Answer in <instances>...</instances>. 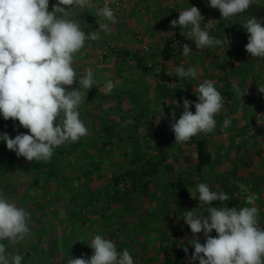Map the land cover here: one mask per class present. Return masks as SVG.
<instances>
[{
  "label": "crops",
  "instance_id": "1",
  "mask_svg": "<svg viewBox=\"0 0 264 264\" xmlns=\"http://www.w3.org/2000/svg\"><path fill=\"white\" fill-rule=\"evenodd\" d=\"M122 1L123 6L114 24L99 16L102 0H92L95 7L76 9L72 17L87 24H82L86 33L100 32L99 40L85 42L84 48L76 54L74 63L77 79L90 69L98 81L88 91L85 101L88 135L80 139L85 144L76 148V154L70 153L71 157L62 159L56 156L49 163L36 161L34 164L43 167L27 171L37 172L44 178L63 177L60 193L70 192V204L62 208L69 213L70 224L65 222L66 225L62 226L60 223L64 222V216L57 218L61 228L59 237L56 236L58 247L54 259L57 264H67L71 257L89 259L94 251L89 247L93 237L101 235L105 238L114 232L119 236L117 246L120 252L127 249L131 254L134 249H138L133 258L134 264H163L164 254L159 248L162 232L171 235L170 242L176 239L185 241L189 245L188 251L193 253L194 245L190 241L198 237L203 244L206 237L203 232L193 234L190 229L184 230L183 226L189 227L186 223L180 225L183 229L181 234L176 232L179 226L176 225L178 219L173 210L179 213V207L171 204L175 192L172 183L179 176L187 180L188 197L183 202L184 207L207 214L208 206L200 207L198 197L193 199L188 189L195 193L196 186L203 182L217 191L219 183L215 175L238 169L237 180L231 183L232 188L237 189L238 201L227 207L247 206L246 197L255 193L259 197L255 202L259 210L258 220L264 221V108L258 110L264 93L257 91L256 86L250 83L253 80L252 69L247 70L244 76L236 74L227 78L225 72L216 68L218 63L225 60L234 62L237 68L242 61L248 63L244 55L247 53L245 46L249 34L241 24L250 16L243 13L223 19L218 9L209 6V0ZM258 1L264 4V0ZM55 3L57 0H49V11ZM191 6L200 9L204 17L201 27L211 36L222 40V47L196 49L195 43L185 36L190 28L171 27L170 21L178 19L179 11ZM209 20L213 21L206 24ZM105 22L110 24V34L99 30L98 23ZM185 43L192 50L187 56L182 55V45ZM145 46L149 49L146 50ZM103 47L106 50L101 62L95 61L96 50ZM215 54L220 58L215 59ZM179 66L185 69L196 67L199 75L195 79L169 75ZM246 67L249 65L246 64ZM206 79L214 82L225 97V104L217 115H220L218 121H222L221 126L216 123L212 135L214 160L202 171H197L198 157L194 141L175 143L171 129L172 112L175 111L178 120L184 111L185 98L198 102L194 90ZM109 80L116 86L106 95L104 84ZM229 81L233 84V94L225 93V85ZM234 85L241 86L242 90L247 89L243 97L236 95ZM190 110L195 113L194 103ZM226 117L231 123L224 128ZM20 130L24 134L28 133L25 128L21 127ZM110 130L113 132L107 136ZM223 130L227 132L221 133ZM232 136L237 138V142L231 141ZM65 145L68 144L59 146L61 151ZM79 148H87L89 152L85 156L79 155ZM138 149L142 153L137 155ZM92 162L101 164V170L95 169ZM148 163L156 164L155 172L135 179V186L125 189L123 198L120 194L123 190L116 193L111 180L105 185L97 183L103 182L105 171L111 172L113 179L125 175L130 169H141ZM50 164L55 165L53 170ZM148 178L151 180L147 185L142 183ZM124 184L122 181L119 185L123 187ZM195 194L198 196V193ZM165 196H168L166 202L171 206L169 209H164ZM69 227L71 232H68ZM66 235L68 237L65 238ZM210 235L216 237L217 233L212 232ZM52 240L50 238V242ZM71 240L72 246H66Z\"/></svg>",
  "mask_w": 264,
  "mask_h": 264
},
{
  "label": "clouds",
  "instance_id": "2",
  "mask_svg": "<svg viewBox=\"0 0 264 264\" xmlns=\"http://www.w3.org/2000/svg\"><path fill=\"white\" fill-rule=\"evenodd\" d=\"M257 0H209V6L218 9L223 19L245 13ZM95 7L92 0H57L49 11V0H0V115L4 120L18 121L28 130L11 138L0 134L8 150L27 161L48 162L54 149L77 142L88 135V128L80 119L79 108L87 100L88 91L98 83L92 70L77 79L74 68L76 54L86 41L100 39L99 31L85 32L80 19L72 18L76 9ZM104 20L114 24V10L105 6L98 10ZM204 17L196 6L179 11L178 19L170 21L171 27L190 28L187 35L196 49L222 47L223 41L201 27ZM209 20L206 24H211ZM99 30L110 34V24L98 23ZM248 43L245 48L252 58H264V21L254 15L243 22ZM182 55L192 52L189 44L182 45ZM180 79H195L196 67L179 66L172 73ZM78 85V87H72ZM115 84H104L105 94H110ZM237 96L246 90L233 86ZM264 93V87H258ZM198 102L183 100V113L177 120L172 112L171 129L175 143L188 142L201 133L208 134L216 128L215 117L224 109L225 97L214 82L204 80L194 90ZM194 103L195 113L190 110ZM231 121L227 117L223 127ZM191 197L207 205V214L193 210L184 212L183 220L193 234L203 232L206 242L198 237L190 241L194 245L189 264H264V228L259 227V210L255 193L246 197L243 207H227L230 197L223 191H213L207 183H199ZM220 202L222 206H212ZM29 212L10 202L0 193V264H22L23 256L7 251L8 245H18L29 234ZM213 230L216 237L210 235ZM7 241V245L4 243ZM93 255L69 258L67 264H134L127 249L122 252L110 239L95 235L89 244ZM187 254L188 249L184 248Z\"/></svg>",
  "mask_w": 264,
  "mask_h": 264
},
{
  "label": "rangeland",
  "instance_id": "3",
  "mask_svg": "<svg viewBox=\"0 0 264 264\" xmlns=\"http://www.w3.org/2000/svg\"><path fill=\"white\" fill-rule=\"evenodd\" d=\"M105 50V47L96 50L95 61L101 62L100 56H102ZM245 59L249 60V64H253L252 68L250 67L249 69H252L253 71V73L252 71L250 72L252 73L253 78L252 82L250 83L256 86L257 91H259L258 87H264V58H252L249 53H246ZM250 83L247 84L251 86ZM85 106L86 104L84 103L79 108L80 119L84 122V124L87 120L85 115ZM219 116L215 117L216 121H218ZM21 127L22 126L19 125L18 121H11L6 125L3 124L0 115V134L7 133L10 137H14L20 133H23L22 130H20ZM223 132L227 131H221V133ZM72 143L74 142H67L68 145H65L66 147L63 148L62 151L59 147L55 148L50 161H54L56 156H59L63 159L64 157H71L73 154H76V149L70 150L73 146L69 148ZM88 152L89 150L85 148V150L79 149L77 153L79 155L83 154L85 156ZM0 159H5L13 163H26L28 165L34 164L36 162L27 161L22 156L18 157L14 151L7 149L6 142L3 140H0ZM105 175L106 177L102 179L103 182H97L98 184L103 183L105 185L108 184L110 180L112 182L111 172L106 173L105 171ZM62 179L63 177L55 179L54 176H47L44 178V176L39 175L37 172L27 171L15 172L7 175L0 174V193L4 194V196L10 202L15 203L18 207L25 208L30 215L29 234L18 245L7 246V251L23 256L22 264H57L54 256L55 250L58 247L56 240L57 237H59L58 235H60L59 231L61 229L58 225L57 218L59 219L64 216V218H62L64 222L60 223L62 226L66 225V223L70 224L69 220L71 219L69 213L62 209L64 205L66 206L70 204V192L66 193L64 191L63 193H60L62 191ZM126 188H131V184H129V186ZM68 208L69 206L67 209ZM64 230H67V228L64 227ZM68 230V232H71V228ZM66 237L68 236L66 235L65 238ZM50 238L55 242H50ZM105 239H110L113 241L117 247V250L120 252L117 246L119 239L117 232L106 235ZM4 243L7 245V241ZM70 244L72 246V240L68 242L66 246L69 245V247H71ZM62 245L64 246L65 244L63 243ZM44 250H46V254L45 256H42L40 251ZM67 250L69 249L67 248ZM137 250L138 249H134V252L131 253L133 258L137 254ZM60 260L63 262L62 259H59V261Z\"/></svg>",
  "mask_w": 264,
  "mask_h": 264
},
{
  "label": "trees",
  "instance_id": "4",
  "mask_svg": "<svg viewBox=\"0 0 264 264\" xmlns=\"http://www.w3.org/2000/svg\"><path fill=\"white\" fill-rule=\"evenodd\" d=\"M246 16H255L258 19H260L261 21H264V4L260 1L257 0V3L253 4L245 13ZM230 37V36H229ZM242 53V52H240ZM243 54V53H242ZM242 54H240V60L242 59ZM216 55V54H215ZM245 56V55H244ZM215 59H219V56H214ZM226 62L223 63H216L217 65V69L218 70H222L223 72H225V75L227 76V78L229 77H234L237 75H241L244 76V74L247 73V70L250 71V67L252 68L253 64L252 63H246L245 61H242L241 65L238 66L234 63V62H228L227 60H225ZM249 65V67H246ZM233 70V72L231 73V71ZM244 79H246V77H244ZM233 84L229 81L228 84H226L225 86V93L228 94H233L231 92V86ZM239 88H241V86H239ZM242 90V88H241ZM264 108V97L261 100V104L258 107V110L261 111ZM258 111V112H259ZM1 119L3 124H8V122L10 121H14V120H4L3 116L1 115ZM220 123L219 127L221 126L222 121H217V124ZM218 127V129H219ZM111 132H113L112 130H110L109 132H107V136H110ZM214 132V131H213ZM208 133V134H199L197 136L192 137L190 140L194 141L195 145H196V150H197V157H198V161H197V165H196V169L197 171H202L203 167L208 166L209 164H211L214 160V146L212 143V135H214V133ZM114 135H116V133L114 132ZM11 138H15L11 137ZM264 138V136L262 137ZM235 141L237 142V138L233 137L231 138V141ZM85 144L83 143V139L80 140V142L76 143L71 150H75L77 147H80ZM103 147V146H101ZM239 147V146H238ZM79 148V149H80ZM84 149V148H83ZM98 149V148H96ZM138 153H142L141 149L137 150V155ZM92 166H94L95 169L97 170H101L102 165L99 164L98 162H92L91 163ZM52 170L54 169L53 167H55L54 164H50ZM156 166V164H145L142 166L141 169H130L126 172L125 175L123 176H117L114 177L112 179V188H114L116 190V193L119 192L121 189L123 191L120 192V194L122 195V198L124 196V194H126L125 189H127L126 187L129 186V184H131V187H134L135 185L133 184L134 180L137 178H142L143 176H150L152 174V172L154 171V167ZM42 165H38V164H34V165H28L26 163H13V162H9L8 160L5 159H0V174H12L15 172H24V171H31V170H38L40 168H42ZM211 167V166H210ZM91 172V171H90ZM155 172V171H154ZM238 169H234V170H227V171H223L222 174L218 173L215 175L218 183H219V187L217 189V191H223L225 192L229 197L230 200L227 202H224L226 204V206L228 205H234L237 201H238V196L236 195L237 193V189L236 188H232L231 183H234L237 180V176L238 175ZM146 185L148 184L147 182H150V178L148 179H144ZM123 181V183L125 182L124 186H120L119 184ZM186 179L182 178L181 176H179V178H177L173 183H172V187L175 189V192L172 195V202L171 204L174 205H178L179 207V213L175 210H173L175 217L178 219L177 220V224L179 226V228L176 229V232L181 234V231H183L182 227L180 228V225L184 224L185 222L183 220V216H184V212L187 211V209L184 207V200L188 197V192L186 189ZM131 182V183H130ZM119 185V186H118ZM138 188V187H137ZM136 189V188H135ZM168 196H165V202L167 200ZM217 204H221L220 202H213V205H217ZM171 206L168 205V203L166 202L165 208L164 209H169ZM177 207V208H178ZM166 212V211H165ZM168 216H166L167 218ZM259 222V227L264 228V221H260V219L258 220ZM184 230H188L190 229L189 227H185L183 226ZM214 233H216L213 230ZM171 239V235L168 233H163L161 234V242L159 243V248L161 249V251L164 254V260H163V264H189V260L190 257L192 255V253H190L189 251L187 252V254L184 251V248L186 247L188 249L189 245L185 242V241H181V240H174L172 242H170ZM180 239L181 235H180ZM42 256H45V252L44 251H40ZM194 252V250H193ZM39 254V253H38ZM195 264H199V261H195Z\"/></svg>",
  "mask_w": 264,
  "mask_h": 264
},
{
  "label": "built area",
  "instance_id": "5",
  "mask_svg": "<svg viewBox=\"0 0 264 264\" xmlns=\"http://www.w3.org/2000/svg\"><path fill=\"white\" fill-rule=\"evenodd\" d=\"M107 2V6H109L111 9L114 10L115 16L118 14L120 8L123 6L122 0H102L101 7L105 6V3ZM145 49L148 50L149 47L145 46ZM101 55V54H100ZM102 56H100L101 58Z\"/></svg>",
  "mask_w": 264,
  "mask_h": 264
}]
</instances>
